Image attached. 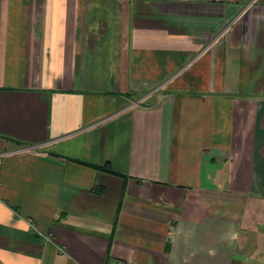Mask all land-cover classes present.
Instances as JSON below:
<instances>
[{
    "label": "crops",
    "instance_id": "1",
    "mask_svg": "<svg viewBox=\"0 0 264 264\" xmlns=\"http://www.w3.org/2000/svg\"><path fill=\"white\" fill-rule=\"evenodd\" d=\"M120 259L264 264V0H0V264Z\"/></svg>",
    "mask_w": 264,
    "mask_h": 264
},
{
    "label": "rangeland",
    "instance_id": "2",
    "mask_svg": "<svg viewBox=\"0 0 264 264\" xmlns=\"http://www.w3.org/2000/svg\"><path fill=\"white\" fill-rule=\"evenodd\" d=\"M155 96H156V95H155ZM155 96L147 97V98H145L144 100H142L141 103H144V104H152V103H156V102H157V99L155 98Z\"/></svg>",
    "mask_w": 264,
    "mask_h": 264
},
{
    "label": "trees",
    "instance_id": "3",
    "mask_svg": "<svg viewBox=\"0 0 264 264\" xmlns=\"http://www.w3.org/2000/svg\"><path fill=\"white\" fill-rule=\"evenodd\" d=\"M80 162H82V163H84V164H87V165H91V166L97 167V168H101V169H104V170H107V171H110V172H115V173H117L116 171H113V170L110 169L109 167H98V166H96V165H94V164H91V163H88V162H85V161H80Z\"/></svg>",
    "mask_w": 264,
    "mask_h": 264
},
{
    "label": "built area",
    "instance_id": "4",
    "mask_svg": "<svg viewBox=\"0 0 264 264\" xmlns=\"http://www.w3.org/2000/svg\"><path fill=\"white\" fill-rule=\"evenodd\" d=\"M30 149V148H28ZM115 264H131L128 260L120 259Z\"/></svg>",
    "mask_w": 264,
    "mask_h": 264
},
{
    "label": "water",
    "instance_id": "5",
    "mask_svg": "<svg viewBox=\"0 0 264 264\" xmlns=\"http://www.w3.org/2000/svg\"><path fill=\"white\" fill-rule=\"evenodd\" d=\"M32 147H34V145H29L28 147H26V149H27V148H32Z\"/></svg>",
    "mask_w": 264,
    "mask_h": 264
}]
</instances>
